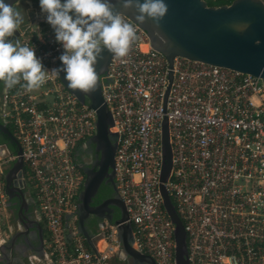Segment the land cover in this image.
Returning a JSON list of instances; mask_svg holds the SVG:
<instances>
[{
    "label": "built area",
    "instance_id": "2783aa9c",
    "mask_svg": "<svg viewBox=\"0 0 264 264\" xmlns=\"http://www.w3.org/2000/svg\"><path fill=\"white\" fill-rule=\"evenodd\" d=\"M117 22L118 47L102 76V95L117 133L115 181L133 226L132 245L155 264H177L175 224L160 188L166 116L173 157L164 185L187 232L189 264H264L261 77L177 56L170 82L168 59L149 35L125 14ZM96 24L105 38L108 26ZM18 30L3 121L22 149L19 181L30 188L46 223L48 256L58 264H105L123 252L118 225L105 221L98 235L105 246L96 242V254L73 214L85 183L74 149L96 134L97 113L60 78L72 40L53 19ZM17 158L0 151V219L8 197L5 166Z\"/></svg>",
    "mask_w": 264,
    "mask_h": 264
},
{
    "label": "water",
    "instance_id": "95a60500",
    "mask_svg": "<svg viewBox=\"0 0 264 264\" xmlns=\"http://www.w3.org/2000/svg\"><path fill=\"white\" fill-rule=\"evenodd\" d=\"M19 0H0V73L3 68L2 44L6 28L12 30V39L17 41L19 30L9 24L11 8ZM70 4L77 12L94 22L105 23L109 30L101 44L80 51H71L62 60L59 75L65 86L82 102L96 109L97 132L88 141L96 145L101 153L99 170L87 171L78 208L75 211L79 231L85 236L89 247L98 254V235L90 232L86 220L91 216L117 224L125 254V264H155L154 259L136 250L132 245L133 226L128 220L126 206L118 194L114 160L117 148V133L112 130L114 118L102 95V76L107 72L119 40L117 16L125 14L135 21L148 35L151 45L162 52L169 62V79L173 78V62L177 56L228 67L261 77L264 83V3L261 0H233L230 4L209 5L207 0H56ZM84 68L86 77L77 80L68 73ZM167 88L164 107L169 92ZM0 131L16 145L18 158L6 172V192L9 198L22 194L20 178L25 168L22 149L10 127L0 122ZM163 170L160 188L164 206L175 224L177 264H189L187 255V232L164 183L172 169V145L169 121L162 120ZM106 180L114 187L115 194L98 205H92L102 182ZM15 192V194H14ZM18 200V199H17ZM109 211L111 214H104ZM73 214H66V225ZM42 241L35 247L39 258H44L42 226L38 225ZM16 237L13 236L10 243ZM7 246V244H4ZM1 251V255H2ZM32 264L31 261H29Z\"/></svg>",
    "mask_w": 264,
    "mask_h": 264
},
{
    "label": "flooded vegetation",
    "instance_id": "af4514ba",
    "mask_svg": "<svg viewBox=\"0 0 264 264\" xmlns=\"http://www.w3.org/2000/svg\"><path fill=\"white\" fill-rule=\"evenodd\" d=\"M55 3L56 5L53 4V0H19L11 8L8 25L14 24L17 28H21L36 20L53 19L72 40L73 45L71 51L86 50L103 42L105 38L97 28L96 22L77 12L64 1L58 2L55 0ZM46 6H48V8ZM3 44V68L0 73V122L3 121V94L8 78V63L4 62V58L8 51L13 48L16 49V42L12 39V30H10L9 27L6 28ZM68 74L77 80H84L86 77V71L82 67ZM4 78L5 82L3 83ZM0 136H4V133L1 131ZM74 158L80 164L85 178L87 176L84 170L85 168L87 171H97L100 168L99 162L101 160V153L92 142L87 141L77 144L74 149ZM26 186L27 185L21 187L22 194L18 198L7 197L8 199L6 200L10 223L11 225L15 223V228H17L14 235L16 238L13 243L15 244L16 252L21 256L27 254L29 246H34V244L29 241V237H32L31 235L33 234L27 235L24 229H19L20 222H22V224H29L33 221V216L36 215L33 194ZM114 194L115 192L112 184L104 180L99 188L98 194L91 204L98 205ZM103 213L108 215L111 214L109 211ZM105 221L106 220L102 218L91 216L89 220H86L85 226L93 234L99 235L102 233V227ZM37 235L38 236L34 234V238L37 245L40 246L42 237L39 232ZM27 240L29 242H26ZM131 264L134 263L131 262ZM143 264L149 263L144 262Z\"/></svg>",
    "mask_w": 264,
    "mask_h": 264
},
{
    "label": "crops",
    "instance_id": "0c3cea01",
    "mask_svg": "<svg viewBox=\"0 0 264 264\" xmlns=\"http://www.w3.org/2000/svg\"><path fill=\"white\" fill-rule=\"evenodd\" d=\"M2 122H4V121H2ZM11 142L14 143L12 140H11ZM0 151L2 153H4V155H7L8 153L17 154V148L15 150L12 149L10 144L7 142H0ZM14 162L15 161H12L5 166V175H6V172H8V170L13 166ZM5 175H4V177H5ZM26 187H28V186H26ZM33 198H34V195H33ZM34 202H35V209L34 210H35L36 215L33 216V218H32L33 221L30 222L29 224H27V223L22 224V222H20L21 224L19 227V229L20 228L24 229L27 235L33 234V235H31L32 237H29V241L32 242V244H34V246L33 247L29 246L28 252L25 256L19 255V253L16 252L15 244L13 242L10 243V240L15 235V233H16L15 231H17V228H15V223L12 224L14 227L11 225L10 220H9V214L7 211L8 209H7V207H5L4 217L2 219H0V233H2L3 230L6 231L5 234H2L5 237H4V241L0 244V264H30L29 261H31L32 264H58L53 257L47 255V243L46 242L49 238V231L47 229V226H46L44 219L42 218L41 214L39 213L35 198H34ZM38 225L42 226V230H43V234H44V254L45 255H44L43 259L38 257V255L36 254L37 251H35V249H34L35 247H39L36 243L35 238H34V234L36 236H38L37 235L39 232ZM98 239L99 240L97 241V243H99V246L102 249V246L100 245L101 244L100 241L102 239H101V237ZM29 241L27 240L26 242H29ZM86 243H87V241H86ZM4 244H7V246H5ZM87 245H88V243H87ZM88 247H89V245H88ZM1 251L3 252L2 255H1ZM105 264H125L124 252L115 251L114 253L111 254L110 258L105 261Z\"/></svg>",
    "mask_w": 264,
    "mask_h": 264
},
{
    "label": "trees",
    "instance_id": "16d2710c",
    "mask_svg": "<svg viewBox=\"0 0 264 264\" xmlns=\"http://www.w3.org/2000/svg\"><path fill=\"white\" fill-rule=\"evenodd\" d=\"M233 0H207L209 5H222V4H230ZM53 4L56 5L55 0H53ZM68 4V3H67ZM69 6H71L70 4H68ZM72 7V6H71ZM3 50H4V44H3ZM15 55V48H13L12 50L8 51L6 57L4 58V62L8 63ZM5 82V78L3 83ZM11 128V127H10ZM0 142H7L10 144L12 149H16V145L14 143L11 142V139L4 134V136H0Z\"/></svg>",
    "mask_w": 264,
    "mask_h": 264
},
{
    "label": "bare ground",
    "instance_id": "6f19581e",
    "mask_svg": "<svg viewBox=\"0 0 264 264\" xmlns=\"http://www.w3.org/2000/svg\"><path fill=\"white\" fill-rule=\"evenodd\" d=\"M98 245H99V243H98ZM102 247H104L105 246V242H104V240L102 239V241H101V244H100ZM99 248H100V246H99ZM101 249V248H100Z\"/></svg>",
    "mask_w": 264,
    "mask_h": 264
},
{
    "label": "rangeland",
    "instance_id": "374dc122",
    "mask_svg": "<svg viewBox=\"0 0 264 264\" xmlns=\"http://www.w3.org/2000/svg\"><path fill=\"white\" fill-rule=\"evenodd\" d=\"M68 44L71 46V45H72V42H71V41H68ZM101 241H102V240H101ZM101 241H100V242H101ZM102 248H103V247H102Z\"/></svg>",
    "mask_w": 264,
    "mask_h": 264
}]
</instances>
